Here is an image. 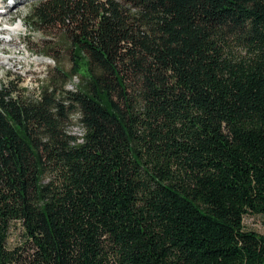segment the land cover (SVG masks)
<instances>
[{
  "label": "trees",
  "instance_id": "1",
  "mask_svg": "<svg viewBox=\"0 0 264 264\" xmlns=\"http://www.w3.org/2000/svg\"><path fill=\"white\" fill-rule=\"evenodd\" d=\"M28 17L72 65L36 96L0 81V264H264L243 225L264 215V0H35Z\"/></svg>",
  "mask_w": 264,
  "mask_h": 264
},
{
  "label": "rangeland",
  "instance_id": "2",
  "mask_svg": "<svg viewBox=\"0 0 264 264\" xmlns=\"http://www.w3.org/2000/svg\"><path fill=\"white\" fill-rule=\"evenodd\" d=\"M33 2L35 0H0V81L12 80L26 96L37 95L47 70L54 65L65 70L72 65L68 44L60 31L50 36L53 37L49 43L52 49L51 54H47L44 45L50 38L34 28L28 17ZM80 63L83 67V60ZM76 82L77 78H72L67 87L73 88ZM68 130L76 135L81 133L76 123L69 125ZM243 225L245 229L264 234V215L247 213ZM19 236L15 229L9 243H17Z\"/></svg>",
  "mask_w": 264,
  "mask_h": 264
}]
</instances>
